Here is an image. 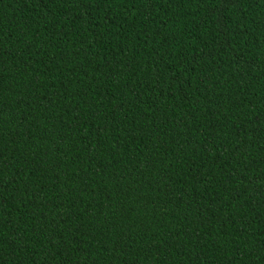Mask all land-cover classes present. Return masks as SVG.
Listing matches in <instances>:
<instances>
[{
    "label": "trees",
    "instance_id": "1",
    "mask_svg": "<svg viewBox=\"0 0 264 264\" xmlns=\"http://www.w3.org/2000/svg\"><path fill=\"white\" fill-rule=\"evenodd\" d=\"M0 264H264V0H0Z\"/></svg>",
    "mask_w": 264,
    "mask_h": 264
}]
</instances>
